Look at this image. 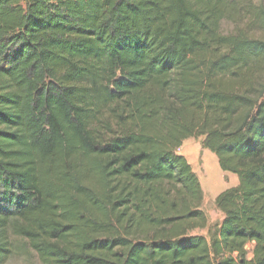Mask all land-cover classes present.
Segmentation results:
<instances>
[{"label":"trees","instance_id":"16d2710c","mask_svg":"<svg viewBox=\"0 0 264 264\" xmlns=\"http://www.w3.org/2000/svg\"><path fill=\"white\" fill-rule=\"evenodd\" d=\"M240 2L0 0V264L13 237L42 264H264V40ZM200 136L238 179L213 226L177 153Z\"/></svg>","mask_w":264,"mask_h":264},{"label":"rangeland","instance_id":"374dc122","mask_svg":"<svg viewBox=\"0 0 264 264\" xmlns=\"http://www.w3.org/2000/svg\"><path fill=\"white\" fill-rule=\"evenodd\" d=\"M244 4L240 11L245 15L240 18L239 25L249 28L251 33L264 40V18H255L252 14L258 7L264 10V0H239ZM243 1V2H242ZM239 4L238 6H240ZM247 5V6H245ZM236 23L224 20L221 29L225 33L234 31ZM259 68L257 69V71ZM264 77V67L253 76L254 86H258ZM203 137H190L185 139L177 149V153L183 155L198 177L203 197L201 209L207 217L208 226H213L221 221L222 213L216 208L215 197L226 188L235 186L238 182L235 174L223 171L218 164L217 156L201 145ZM207 228L195 230L194 234L206 235ZM14 253L5 264H42L35 252L31 250L28 243L20 238L13 237Z\"/></svg>","mask_w":264,"mask_h":264}]
</instances>
